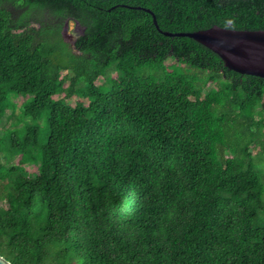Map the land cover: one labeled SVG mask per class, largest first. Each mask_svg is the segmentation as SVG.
<instances>
[{"label": "trees", "instance_id": "trees-1", "mask_svg": "<svg viewBox=\"0 0 264 264\" xmlns=\"http://www.w3.org/2000/svg\"><path fill=\"white\" fill-rule=\"evenodd\" d=\"M214 25L264 29V0H0V118L46 116L0 158V255L264 264V78L182 35Z\"/></svg>", "mask_w": 264, "mask_h": 264}, {"label": "water", "instance_id": "water-1", "mask_svg": "<svg viewBox=\"0 0 264 264\" xmlns=\"http://www.w3.org/2000/svg\"><path fill=\"white\" fill-rule=\"evenodd\" d=\"M154 21L157 24L155 15ZM182 35L192 37L216 52L229 69L264 78V29H234L214 25ZM0 264L13 263L0 255Z\"/></svg>", "mask_w": 264, "mask_h": 264}, {"label": "rangeland", "instance_id": "rangeland-1", "mask_svg": "<svg viewBox=\"0 0 264 264\" xmlns=\"http://www.w3.org/2000/svg\"><path fill=\"white\" fill-rule=\"evenodd\" d=\"M82 33V27L74 20H69L64 29H63V36L66 41L74 43L77 34L79 35ZM172 59H168L167 62L170 64L172 63ZM103 79L100 78L97 83H102ZM30 96H22L17 94H10L9 99L12 102V107L15 111L12 113L11 109H7L5 115L0 118V158L5 166L16 163L17 160L20 158V155L13 156L10 160L5 159L6 147L9 144V137L11 135H16L18 137L23 136V127L33 122L38 126L39 129V140L44 142L46 140L44 134V127L46 125V116L41 115L38 118L32 120L30 117H26L22 115L25 101H27ZM73 101V100H72ZM26 170L30 173L35 172V166L33 162H27L25 164ZM264 168V167H263Z\"/></svg>", "mask_w": 264, "mask_h": 264}, {"label": "flooded vegetation", "instance_id": "flooded-vegetation-1", "mask_svg": "<svg viewBox=\"0 0 264 264\" xmlns=\"http://www.w3.org/2000/svg\"><path fill=\"white\" fill-rule=\"evenodd\" d=\"M78 35V34H77Z\"/></svg>", "mask_w": 264, "mask_h": 264}]
</instances>
